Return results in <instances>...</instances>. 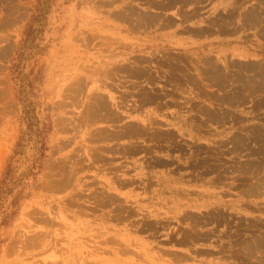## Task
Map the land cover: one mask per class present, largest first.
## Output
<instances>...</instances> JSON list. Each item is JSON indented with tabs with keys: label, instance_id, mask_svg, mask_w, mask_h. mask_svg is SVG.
<instances>
[{
	"label": "rangeland",
	"instance_id": "374dc122",
	"mask_svg": "<svg viewBox=\"0 0 264 264\" xmlns=\"http://www.w3.org/2000/svg\"><path fill=\"white\" fill-rule=\"evenodd\" d=\"M36 1L0 0V176L21 136L11 162L15 175L36 153L10 69ZM90 1L45 0L37 47L24 48L19 69L33 81L38 117L48 115L51 131L20 209L0 224V264H264V0H211V6L210 0H115L111 6L108 0V8H120L107 17ZM150 26L189 42L162 65L168 80L201 100L168 105L198 114L200 128L226 130L215 141L192 142L191 120L183 119L182 140L166 135L167 148L159 152L176 160V171L194 187L175 183L183 189L175 195L183 207L174 212L159 205L142 213L127 198L102 196L93 178L84 182L89 168L80 147L58 143L110 104L91 92L108 79L96 53L110 39L91 32ZM210 33L215 54L192 57L191 49ZM91 72L95 76L87 77ZM104 162L110 169L108 157Z\"/></svg>",
	"mask_w": 264,
	"mask_h": 264
},
{
	"label": "crops",
	"instance_id": "0c3cea01",
	"mask_svg": "<svg viewBox=\"0 0 264 264\" xmlns=\"http://www.w3.org/2000/svg\"><path fill=\"white\" fill-rule=\"evenodd\" d=\"M119 5L108 8V0H91L89 3L96 14L106 17L112 10L119 9ZM158 10L162 11L158 8L154 13ZM148 18L151 21L152 14ZM91 33L110 39L104 42L107 47H100L101 51L97 49L99 52L96 53L97 57L102 56L105 63L102 71L105 76L108 73V79L93 85L95 80L89 78V86L93 85L92 95L110 104L97 115L83 118V127L71 137L59 139L58 143L68 141L73 147H80L83 164L89 168V176H84V182L93 178L102 196L111 193L127 198L130 205L142 213L159 205L166 206L169 211H179L183 204L175 200V195L183 189L175 183H183L182 188L186 187L188 191H193L194 187L186 186L188 179L176 171L178 162L159 152L167 148L166 135H172L174 143L177 139L182 140L185 133L183 119L191 120L188 132L192 142H200L201 138L215 141L216 136L226 133L211 124L200 128L194 122L198 114L185 110L182 105H168L169 102L201 100L199 94L183 88V83L168 80L162 65L170 53L183 49L189 42L176 31L152 29L151 26L142 31L116 29ZM203 41L208 44L203 46ZM197 44L189 52L192 57L211 58L215 54V50H211V33ZM221 52L225 54L226 51ZM90 71L86 68V72ZM90 75L95 76L92 72L87 73V77ZM106 157L110 160L107 164L110 169L104 168ZM216 196L213 189L211 200Z\"/></svg>",
	"mask_w": 264,
	"mask_h": 264
},
{
	"label": "trees",
	"instance_id": "16d2710c",
	"mask_svg": "<svg viewBox=\"0 0 264 264\" xmlns=\"http://www.w3.org/2000/svg\"><path fill=\"white\" fill-rule=\"evenodd\" d=\"M45 0H37L35 7V15H32L29 22L26 24L22 39L15 52V57L11 59V71L19 81L17 89V100L22 108V119L26 122L27 134L34 136V144L36 153L30 165L23 169L18 175H15V168L11 162L15 155L19 153L18 148L21 147L22 136L17 140L9 157L5 168L0 176V224H6L13 218L20 209L21 202L24 199L23 191L26 184V179H34L41 170L42 160L45 157L47 149L45 138L51 131V122L46 114L41 120L38 117L36 106L37 103L33 98V81L28 79V75L22 73L19 69L24 60V48L28 45H34V41L42 31L41 29V14L42 6ZM35 24H38L35 27ZM40 124V126H38Z\"/></svg>",
	"mask_w": 264,
	"mask_h": 264
}]
</instances>
